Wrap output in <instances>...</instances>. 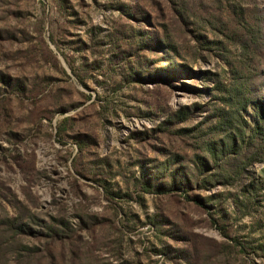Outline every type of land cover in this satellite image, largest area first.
<instances>
[{"label":"rangeland","instance_id":"obj_1","mask_svg":"<svg viewBox=\"0 0 264 264\" xmlns=\"http://www.w3.org/2000/svg\"><path fill=\"white\" fill-rule=\"evenodd\" d=\"M262 120L264 0H0V264H264Z\"/></svg>","mask_w":264,"mask_h":264},{"label":"trees","instance_id":"obj_2","mask_svg":"<svg viewBox=\"0 0 264 264\" xmlns=\"http://www.w3.org/2000/svg\"><path fill=\"white\" fill-rule=\"evenodd\" d=\"M259 102V101H258ZM258 104V103H257ZM255 128L256 130H258L260 132V135H263V138H264V120H262V125L260 124H256L255 125ZM231 144L235 147V141H231ZM219 146V144H216ZM221 147V146H220ZM264 149V148H263ZM216 155H219L218 153H212L211 155V158H215ZM255 156H258V157H264V151H260V149L257 147V151L256 153L254 154ZM225 160V163H224V167H226L227 169H229L230 171L233 170L234 172L238 171L239 170V167L240 165L234 163V157L232 158H226L224 157L223 158ZM242 163V161H241ZM220 168V167H219ZM242 169V168H241ZM177 175H179V172L176 171L173 175H172V178H175ZM229 175V174H228ZM227 175V176H228ZM219 177H222L221 174L218 175ZM182 179H183V184L187 187V189H190L192 187V183H191V180H189V175L188 174H185L184 176H181ZM226 178V177H224ZM227 179L229 180L230 177H227ZM197 186V185H195ZM181 189V188H180ZM256 189V188H255Z\"/></svg>","mask_w":264,"mask_h":264}]
</instances>
